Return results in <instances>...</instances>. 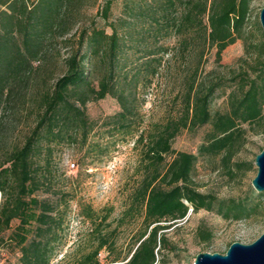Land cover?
<instances>
[{
  "label": "trees",
  "instance_id": "16d2710c",
  "mask_svg": "<svg viewBox=\"0 0 264 264\" xmlns=\"http://www.w3.org/2000/svg\"><path fill=\"white\" fill-rule=\"evenodd\" d=\"M128 2L130 16L148 23L144 31L154 41L173 34L178 36L181 48L187 49L193 35L201 42L202 49L216 48L219 58L228 46L241 39L251 0ZM85 3L86 0H0V252L8 251L9 247L10 251H16V264H52L62 244V224L67 213L59 211L58 204L37 195L40 186L48 181L46 174L54 148L74 143L82 148L87 146L86 155L106 153V147L98 143L86 144L94 128V122L86 114L87 103L107 96L115 98L120 111L111 117L109 129L123 138L134 137L136 132L131 94L126 93L125 87L128 81L133 83L137 79L120 77V39L113 25H109L110 34L94 21L77 30L75 48L63 59V67L57 70L54 67V56L60 51L58 41L69 42L66 37L80 26L81 18L86 15ZM111 6L112 0H103L98 13L102 20H108ZM262 38L251 46L259 57L264 56V34ZM144 51H148L151 61L160 63L154 56L166 49L155 46L145 47ZM258 65L254 78L241 72L230 80L239 79V96L230 95L229 113L214 116L209 105L222 83L212 82L196 89V68L187 84L179 119L147 136L142 132L137 135L138 144L146 143L144 157L148 166L127 215L141 216L143 230L125 264H156L158 247L166 242L158 234L164 229L160 224L184 220L189 209L216 210L226 219H232L229 216L234 211L233 220L247 218L254 212L248 204H235V209L222 214L224 202L217 203L215 208V198L199 193L193 186L197 156L174 153L171 143L180 130L210 123L213 129L210 141L201 145L198 153L217 155L225 151L223 162L227 165L242 135L239 125L263 118L264 61H258ZM97 73L99 78L95 82ZM151 73L155 75L156 68ZM22 119L32 121L25 134L16 131ZM169 155L173 158L163 171L161 165ZM110 212L111 209L100 217L90 205H80L79 216L95 224L91 232L97 237L94 245L73 264H99L101 251L115 252L109 234H103L100 229ZM199 238L209 241L212 234L200 229ZM118 260L115 257L110 263Z\"/></svg>",
  "mask_w": 264,
  "mask_h": 264
},
{
  "label": "rangeland",
  "instance_id": "374dc122",
  "mask_svg": "<svg viewBox=\"0 0 264 264\" xmlns=\"http://www.w3.org/2000/svg\"><path fill=\"white\" fill-rule=\"evenodd\" d=\"M102 4L103 0H86L83 9L86 15L81 18L80 26L66 37L68 43L58 41L60 51L54 56L53 65L56 70L63 67V59L75 48L77 30L88 27L94 21L110 34L109 25H113L120 39V77L127 75L129 80L137 79L133 83L128 81L125 87L126 93L131 94L129 101L135 113L136 132L134 137L123 138L109 129L108 123L120 111V106L115 98L107 96L87 103L85 108L88 118L94 122L86 144L98 143L106 147L103 156L92 152L86 155L87 146L82 148L74 143H64L54 148L49 174H46L48 181L40 186L37 194L39 199H49L59 205V211L65 210L67 213L62 224V244L56 250L52 264H73L96 242L97 236L91 232L95 224L79 216L80 205H90L100 217L107 215L111 209L100 229L103 234H109L115 252L101 251L99 264H111L115 257H119L115 264H125L143 230L141 216L127 215L133 194L148 166V160L144 157L146 143L138 144L137 135L142 132L147 136L165 127L168 122L179 119L183 96L196 68V89L212 82L222 83L215 90L209 105L210 113L214 116L229 113L230 95L236 93L239 96V79L236 82L230 80L241 72H247L250 79L254 78L260 67L258 61H264V56L259 57L251 49L252 45L263 40L259 12L264 0H251L241 39L228 46L219 58L216 48L209 46L202 49L201 42L193 35L187 49L181 48L178 36L173 34L154 41L144 31L148 23L130 16L128 0H112L111 13L104 21L98 14ZM155 46L166 49L154 56L160 59V63L151 61L147 56L148 51H144L145 47L152 49ZM152 68H156L155 75L151 73ZM98 78L97 73L95 82ZM31 123V120L22 119L16 131L25 134ZM239 129L242 135L236 141L227 165L223 162L225 151L217 155L198 153V148L210 141L213 130L210 123L180 130L172 140L171 147L174 153L185 152L197 156L192 173L193 186L199 193L214 197L215 208L217 203L224 202L222 214L235 209V204H248L255 209L254 212L247 218L233 220L234 211L229 216L232 219H226L216 210L194 212L189 209L184 220L161 223L164 229L159 230L158 234L166 242L158 247L156 264H190L197 254L203 252L224 254L230 244H250L264 232V195L259 197L264 192L257 193L251 186L257 172L255 156L264 149V108L261 121L240 124ZM172 158L173 155L165 157L161 165L163 171ZM71 163L75 164L74 169H70ZM200 229L209 231L211 240L202 241L199 238ZM8 249L1 250L0 264L17 263L18 254L10 251V247Z\"/></svg>",
  "mask_w": 264,
  "mask_h": 264
},
{
  "label": "water",
  "instance_id": "95a60500",
  "mask_svg": "<svg viewBox=\"0 0 264 264\" xmlns=\"http://www.w3.org/2000/svg\"><path fill=\"white\" fill-rule=\"evenodd\" d=\"M259 23L264 33V6L259 12ZM254 164L257 168L255 177L251 181L253 190L264 192V149L255 156ZM192 264H264V232L252 243L230 244L224 254L203 252L195 256Z\"/></svg>",
  "mask_w": 264,
  "mask_h": 264
},
{
  "label": "built area",
  "instance_id": "2783aa9c",
  "mask_svg": "<svg viewBox=\"0 0 264 264\" xmlns=\"http://www.w3.org/2000/svg\"><path fill=\"white\" fill-rule=\"evenodd\" d=\"M69 167H70V169H74L75 168V164L71 163V164H69Z\"/></svg>",
  "mask_w": 264,
  "mask_h": 264
}]
</instances>
